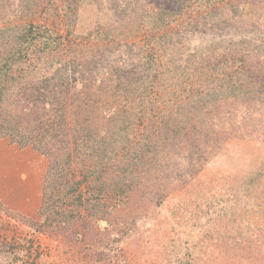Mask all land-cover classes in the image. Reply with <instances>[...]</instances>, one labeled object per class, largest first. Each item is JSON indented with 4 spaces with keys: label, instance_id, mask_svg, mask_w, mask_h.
Segmentation results:
<instances>
[{
    "label": "rangeland",
    "instance_id": "rangeland-1",
    "mask_svg": "<svg viewBox=\"0 0 264 264\" xmlns=\"http://www.w3.org/2000/svg\"><path fill=\"white\" fill-rule=\"evenodd\" d=\"M151 1L160 2L0 0V27L20 26L30 20L43 21L50 26L61 24L59 32L63 37L68 30L94 35L100 30L103 34L109 27L115 32V37H122L112 42L80 39L84 43L64 38L59 46L61 56L68 55L75 63L80 59L78 54L83 55L85 61L104 56L110 62L103 63L101 67L109 68L117 55H124L126 45H138L134 53L137 54L139 49L142 52L149 37V25L145 21L154 7V4H149ZM222 1L219 4L224 11L237 7L246 10L248 22L254 24L253 33L258 42L264 41V0ZM69 7L77 10L75 16ZM217 11L223 14L221 10ZM187 28L185 25L179 31ZM212 31L207 30L208 37L215 36ZM221 35L232 42L244 36L232 28ZM186 46H193L191 39L184 44V50ZM155 49L158 51L157 47ZM160 59L164 61L166 56L160 54ZM121 69L124 71L119 75L98 76V73H92L87 82L83 80L82 87L75 89L76 93L66 97L63 121L68 124L66 132L70 149L79 141L81 133L74 131L77 138L72 132L76 123L71 114L75 101L85 102L80 105L79 120L92 122L98 131L103 126L117 132V121L112 117L123 108L126 97L122 91L115 95L114 89L118 83H123V87L131 85L141 75L130 59ZM102 78L103 110L92 105L95 101L90 95L95 93V79ZM162 81L163 77H159L155 84L163 87ZM220 110V116L214 112L216 119H212L220 122L216 131L206 133L217 137L218 141L202 139L204 146L202 142L200 146L210 156H207V161L203 155L204 164L196 165V172L187 165V161H183L185 166L177 162L185 155L192 157L200 153L196 148H183L179 143L184 141L183 136L180 139L174 137L171 144V140H163V132L147 130L144 122H156L157 111L148 118L136 116L130 127L125 124L124 133L116 134L118 143L125 141L131 148L139 145L148 150L141 157V183L139 186L132 184L130 194L118 207L115 203L121 198L116 193L107 192L102 200L106 207L103 214L100 212V217L104 218L101 227L92 223L85 212L72 225L58 226L59 230L49 227L41 232L35 231L30 220L37 219L43 177L51 159L31 145L21 147L7 138H0V264H264V102L238 110L220 105ZM224 116L228 120L223 119ZM194 132L184 137H193ZM85 134L87 137L90 135ZM168 136L172 137V134ZM158 138L163 151L157 146ZM154 146L159 148L158 152ZM51 150L53 157L59 160L65 154L63 143L54 141L50 145ZM154 160H160L169 171H164L163 175L159 173L163 181L144 179L146 170L154 169ZM76 161L80 162L74 157L67 175H74L79 180L92 162L84 158V164L80 165ZM165 173L171 176L167 178ZM108 177L104 175L103 179L106 181ZM53 191L56 193L58 189L54 187ZM111 206H114L113 211ZM85 221L91 225L83 226ZM73 233L82 237L77 239Z\"/></svg>",
    "mask_w": 264,
    "mask_h": 264
},
{
    "label": "trees",
    "instance_id": "trees-1",
    "mask_svg": "<svg viewBox=\"0 0 264 264\" xmlns=\"http://www.w3.org/2000/svg\"><path fill=\"white\" fill-rule=\"evenodd\" d=\"M219 2L223 1L149 2L154 4V16L152 13L151 16L147 15L145 22L149 25V37L142 52L139 49L137 54L134 53L138 45H126L128 48L125 46L124 55H117L109 68L101 67L103 63L110 62L104 56L85 61L84 56L78 54L80 59L75 63L72 57L61 56L59 51L64 38L84 43L80 39L112 42L122 37H115V32L109 27L103 34H100V30L94 35L78 31L71 33L68 30L65 37L59 32L61 24L50 26L43 21L37 23L30 20L20 26L0 27V138H7L21 147L31 145L51 159L43 177L37 219L30 220L35 231L72 225L85 212L92 223L101 227L104 218L100 214L105 212L106 207L102 200L107 192L116 193L121 198L115 203L118 207L130 194L132 184L140 185L141 157L148 150L139 145L131 148L125 141L118 143L116 137L119 132L124 133L132 122L134 124L136 116L148 118L157 111L156 122H144L147 130L163 132V140H171V144L174 137L180 139L183 136L184 141L179 142L183 144L182 147L196 148L200 153L192 157L185 155L177 162L183 164L187 161V165H191L196 172V168L204 164L203 155L207 161V156H210L200 146L202 139L218 141L217 137L206 133L215 132L220 124L212 120L216 119V114L220 116V105L238 110L243 106L264 102V41L258 42L259 39L253 33L254 24L248 22L246 10L237 7L224 11ZM69 9L75 16L77 10L72 7ZM185 25L188 28L180 32L179 28ZM228 28L238 30L244 36L232 42L221 35ZM207 30H213L215 36L208 37ZM188 39L192 40L193 46H186L184 50ZM160 54L166 56L164 61L160 59ZM127 59L141 75L131 85L123 87V83H118L114 89L115 95L123 92L126 97L123 104L130 108L123 106L114 113L112 120L117 121V132L103 126L98 131L92 122L79 120L80 105L85 102L75 101L71 114L76 123L72 132L76 137L74 131L81 132L78 135L81 140L70 149L66 132L69 130L68 124L63 121L66 97L76 93L75 89L82 87L83 80L87 82L92 73H98V76L119 75L124 71L121 66L126 64ZM159 77H163V87L155 84ZM102 81L103 78L95 79V93L90 94L95 101L92 105L101 110L105 108L101 95L104 92ZM148 112L153 114L148 115ZM222 118L228 120L227 116ZM90 127L93 129L91 132ZM192 131H195L193 137H184ZM85 133L90 135L87 137ZM167 134H172V137H167ZM54 141L63 143L65 147L61 160L53 157L55 155L50 151ZM157 146L164 150L160 147L159 138ZM158 147L154 146L156 152ZM74 157L80 160L76 161L80 165L84 164V158L92 162L91 167L81 173L79 180L74 175H67ZM153 165L154 169L146 170L144 179L163 181L159 173L163 175L164 171L169 172L166 165L160 160H154ZM104 175H109L106 181ZM164 176L169 178L171 175L165 173ZM54 187L58 189L56 193ZM113 208L111 206L110 210L113 211ZM88 225L91 224L83 222V226ZM73 235L77 239L82 237L76 233Z\"/></svg>",
    "mask_w": 264,
    "mask_h": 264
}]
</instances>
